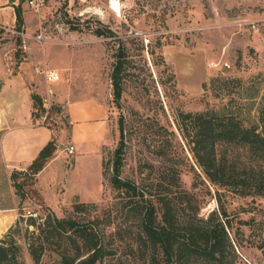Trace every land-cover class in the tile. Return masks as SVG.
<instances>
[{"label":"rangeland","instance_id":"1","mask_svg":"<svg viewBox=\"0 0 264 264\" xmlns=\"http://www.w3.org/2000/svg\"><path fill=\"white\" fill-rule=\"evenodd\" d=\"M16 1L21 3L23 34L11 31L16 30L15 24H0L5 27L0 28V52L10 72L18 71L26 58V45L33 42L38 48L35 51L51 55L56 65L64 63V55L69 57L70 69L63 84L73 85L76 91L64 95L63 89L64 100L50 99L49 105L40 95L44 112L34 120L40 123L45 116L43 124L52 130L60 155L43 171L38 184L26 185L24 197L15 192L12 171L5 169L0 157L1 217L30 209L37 213L32 217L38 223L50 210L58 216L73 212V204L78 201L103 204L112 200L115 194L109 177L119 139L117 119L122 114L125 147L121 176L139 180L150 173L158 183L169 164L177 163L182 185L198 195L200 214L219 204L227 213L244 209L231 219L233 251L226 252L228 262L264 264V194H238L205 179V184L193 187L190 168L200 171L187 150L189 139L183 138L177 123L179 112L219 111L220 102H227L235 115L260 107L264 101V0H121L120 16L108 8V0H45L37 12L26 6V0ZM103 26L114 35H95L94 30ZM118 40L123 41L127 55L120 108L112 103L110 83ZM60 77L58 83L64 79ZM27 89L22 86L21 99L28 104ZM11 93L7 88L1 92L4 99ZM78 98L94 99L107 109L105 132L98 138L101 165L92 143L82 138L73 141L81 153L74 167L73 152L67 151L72 141L70 119L61 104ZM83 118L78 128L93 139L95 130L88 125L87 115ZM220 150L235 153L232 147L222 146ZM238 153L239 160L247 161L241 150ZM139 169L145 170L142 175ZM73 214L78 218L84 215ZM248 216L252 217L249 224L236 220ZM27 218L21 220V227L33 229ZM9 227L4 231L0 227V242ZM16 238L22 243L19 235ZM125 251H120L123 264L128 263ZM23 257L27 264H33L26 250Z\"/></svg>","mask_w":264,"mask_h":264},{"label":"trees","instance_id":"2","mask_svg":"<svg viewBox=\"0 0 264 264\" xmlns=\"http://www.w3.org/2000/svg\"><path fill=\"white\" fill-rule=\"evenodd\" d=\"M20 4L15 6L18 31L24 25ZM94 33L105 37L114 35L107 26L96 28ZM117 42L110 83L112 103L120 108L127 55L123 41ZM31 100L32 116L39 118L44 112L41 97L32 92ZM227 105L220 102L219 111L205 109L178 114V130L183 138L189 139L187 150L200 171L190 168L193 187L205 184V179L209 184L238 194L261 196L264 194V101L255 110L236 115ZM117 124L119 139L109 177L115 194L113 199L103 204L75 202L72 210L84 213L81 218L73 212L58 216L52 210L38 223L28 216L33 229L22 228L20 223L24 217H19L0 242V264H27L23 257L25 250L33 264H123L121 249H126L127 264H231L226 257L228 249L233 251L229 238L231 219L244 209L227 213L219 204L207 214H200L198 195L182 185L180 168L174 162L163 171L158 183L150 173L142 175L143 169H139L142 175L139 180L123 178L125 121L122 114ZM222 146L235 148V153H224L220 150ZM56 150L52 136L25 170L12 171L10 180L19 196H25L26 185L36 183L37 174ZM239 150L247 161L238 159ZM216 200L219 203L218 197ZM251 218L236 220L249 224ZM16 234L22 243L17 241Z\"/></svg>","mask_w":264,"mask_h":264},{"label":"crops","instance_id":"3","mask_svg":"<svg viewBox=\"0 0 264 264\" xmlns=\"http://www.w3.org/2000/svg\"><path fill=\"white\" fill-rule=\"evenodd\" d=\"M17 2L16 0H0V24L9 26L15 24V6L18 5ZM25 12L23 11V13ZM36 49L38 48L33 47V42L26 45V58L19 64L18 71L15 73L10 72L9 63L5 59L4 54L0 52V81H2L0 83V157L7 171L25 170L29 163L36 157L39 150L53 136V132L49 127L34 120L31 113V93L35 91L42 98L47 97L50 101V99L55 100L57 98L64 100L61 96L63 89L64 95L76 91L73 85L63 84L66 81L65 77H67L70 69L68 63L69 57L64 55V63L56 65L52 61L51 55L45 56L43 50L38 54L35 51ZM35 66H46L57 70L60 76H64V79L61 83H58L60 77L56 81L58 83L57 85L55 82L48 83L34 70ZM29 84L31 87L28 86ZM22 86L28 88L26 90L30 94V103L28 104L21 99ZM6 88L12 92L9 99H4L3 94H1ZM55 88H58L57 92ZM24 97L26 98V95ZM61 106L65 107L70 119V140H72L71 145L74 147L72 155L74 161L73 167L81 156V153L76 148V143L74 144L73 141L74 139L79 141L80 138L92 143L101 165L98 138L100 135H103L106 128L107 109L105 105L94 99L78 98L71 99L67 103L64 102ZM86 115L90 123L88 125H91L95 130V137L93 139L89 138V132H86V130H82L81 132L78 128L83 123V117ZM85 136L87 137L85 138ZM59 153V149L56 150L43 170L37 174V184L43 171H46L56 161L60 155ZM1 216L3 215H0V227H2L3 231L16 221L15 212L6 213L5 217Z\"/></svg>","mask_w":264,"mask_h":264},{"label":"built area","instance_id":"4","mask_svg":"<svg viewBox=\"0 0 264 264\" xmlns=\"http://www.w3.org/2000/svg\"><path fill=\"white\" fill-rule=\"evenodd\" d=\"M44 2L45 0H26V4L28 7L34 9V11H39L43 6H44ZM108 8L113 11L114 13H116V15L120 16V14L122 13V3L121 0H108ZM0 28H5L4 26H0ZM11 31L15 34H20L22 35L23 33L20 31H17L15 29H11ZM38 39H42L41 35L37 36ZM34 70L40 74L46 82L48 83H52V82H56L59 80L60 78V74L57 70L48 68L46 66H35ZM43 102L45 105H49L48 102V98L44 97L42 98ZM48 111H46L47 113ZM45 116L43 117V120L40 121V123L42 124L44 122ZM74 150V147L72 145H70L67 148L68 153H72ZM25 216H37V213L35 211H32L30 209H26V211H16V219H19V217H25Z\"/></svg>","mask_w":264,"mask_h":264}]
</instances>
